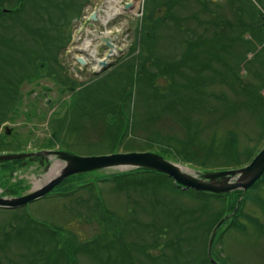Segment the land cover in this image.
Here are the masks:
<instances>
[{"label": "rangeland", "instance_id": "374dc122", "mask_svg": "<svg viewBox=\"0 0 264 264\" xmlns=\"http://www.w3.org/2000/svg\"><path fill=\"white\" fill-rule=\"evenodd\" d=\"M10 1L6 5L0 0L3 13L18 6L16 0ZM37 1L39 6L44 4L43 0ZM69 1L78 3L80 11L71 12L67 48L55 53L57 60L51 69H41L25 80L20 88L21 99L9 104L0 120V156L36 155L25 160L21 168L8 167L14 170L9 177L13 186L0 184V193H5L8 200L29 195L38 184L44 187L54 166H66L47 156L48 152L61 151L79 158L154 154L197 176L200 171L237 169L226 156L230 131L240 134L239 160L243 163V148L250 142L256 147L250 148L254 156L264 149V106L258 114L263 125L258 126L256 115L249 116L242 110L236 117L225 119V110L217 99L205 97V104H201L195 91L185 94L188 83L203 80L209 82L203 87L205 92L222 95L217 83L224 77L235 78L242 70L235 67H242L244 55L247 59L254 57L245 54V41H252L251 13L264 15V0L183 1L159 28L155 46L146 44L145 31L154 19L165 17L167 10L154 12L152 0ZM154 1L165 4L168 0ZM111 4L116 8L131 4L133 8L115 16L108 25L104 17L91 27L87 19L92 14L98 18L104 11L109 13ZM5 25V19L0 20V51L4 54L11 45L6 39L1 42ZM99 33L117 38L111 69L103 74L99 62L109 54L106 46L99 45ZM240 37L243 41L237 42ZM202 40L208 44L207 49L195 71H191L182 63L192 56L186 47ZM218 40L220 47L215 44ZM87 41L90 47L85 50ZM231 41L237 43L235 48ZM225 45L227 48L221 47ZM148 50L153 52V61H148ZM139 53L142 58H137L135 65L147 59L149 76H137L138 84L132 91L130 75L134 70L129 65ZM0 59L3 64V57ZM81 59L87 66L79 63ZM220 62L235 71L218 76L216 69L226 71ZM161 64L172 66L176 83L158 78L164 71ZM202 66L210 67L203 75ZM241 76L258 83L244 70ZM149 81L162 89L160 95L147 90ZM171 84L177 85V91L167 92ZM130 91L132 103L123 113L117 112L122 116L117 121L104 110L76 108L88 96L105 106ZM131 171L121 167L73 176L51 195L26 208L0 209V264H264V178L238 201L235 193L215 197L182 191L173 180L142 171L122 176ZM14 187L17 192H13ZM69 191L67 197L64 193Z\"/></svg>", "mask_w": 264, "mask_h": 264}, {"label": "trees", "instance_id": "16d2710c", "mask_svg": "<svg viewBox=\"0 0 264 264\" xmlns=\"http://www.w3.org/2000/svg\"><path fill=\"white\" fill-rule=\"evenodd\" d=\"M183 1L186 0H168L165 4H159L154 0L151 1V6L155 8L154 12H159L160 9L162 11V8H166L167 13L165 17H160L154 20L152 19V17H150L153 22H151V24L149 25L148 30L145 31L147 36V45L155 46L159 28L166 24V22L170 18L169 13L173 12V9L176 8L179 3L182 4ZM198 1L201 2V0H197V2ZM10 3V0H5L6 5H10ZM43 3V5L39 6L37 0H16V5L18 6L15 7V9L8 10L9 13L4 14L2 10H0V20L5 19L6 23L5 37L2 38L1 42L5 43L6 39L7 42L11 43L9 47L5 48L7 49L5 54L0 51V56L4 59L3 64L2 59H0V120L1 118L3 119L5 117V114L7 113L6 108L9 106V104L13 105L21 99L19 97L21 96L20 88L25 80L32 79V75L41 69H51L52 63L57 60V55L55 53H60L61 50L65 49L68 44V39L70 38L68 25L70 23L71 12L73 13V11L76 9L77 12L80 11L79 8H77L79 6L76 5L78 3L69 0H43ZM156 7H158L157 10ZM242 11L244 13V9L241 8L239 12L241 15ZM251 18L253 20L252 25L254 30L252 32L250 31L252 41H245L247 42L245 54H253L254 59L248 61L247 56L245 57L244 55L240 60V63H242V67H235L237 70L242 69L240 70V72L236 73L235 78L229 80L224 77L225 79L222 78V81L220 80L217 83V85L222 88V95L216 96L214 95V93L210 95L205 92L203 90V87L209 85V82L203 80L199 84H197V82L188 83L185 89V94L195 91L194 96H197L198 102L201 104H205V97H212L214 100L217 99L222 108L226 111V113L224 111L223 114L225 119L236 117V115L242 110L249 116L252 115L254 117V115H256V123L258 124V126H262L263 120L259 119L258 114L264 106V96L262 95V93L264 92V15H255L251 13ZM210 25L211 22H208V28ZM250 29L252 30V26H250ZM239 41H243V39L240 37L237 42ZM191 43L192 42H190L188 45L189 48L186 47V50L189 52L188 54L192 56L189 60L186 61V63L184 62L185 60L182 63L186 66L189 65V67H191V71H195V67L200 63L202 56L201 54L203 53L204 49H207L206 46L208 44L204 40L198 41L194 46L190 45ZM212 43L213 46L214 42ZM231 43L233 48H235L237 43H235L234 41H231ZM215 44L216 46L219 45L220 47L221 41L218 40ZM221 47L227 48L226 45ZM148 51L150 53V50ZM149 55L151 56V58L149 56L148 61H153V52ZM137 58L138 60H141V53L138 54V56L134 60V63H130L129 65V68H132L134 70V73L130 75V86L133 88L132 91L136 88V84H138V82L136 83L137 76L142 77V79L144 77L148 78L149 76V72L147 71V59H144V62L142 64L136 66L135 62L138 61ZM190 60H193V63ZM220 64H223V66L226 68V71L220 72L219 69H216L218 76H229L230 73H233L235 71H233L231 65H228L225 62H220ZM161 65H163L162 69H164V71L161 73V75L158 76V78H166V80L170 78L173 83H176V80L174 79L175 72H173L172 69L170 70L172 66L168 67L164 64ZM155 66L158 67L159 64H155ZM200 69L201 72L199 70H197V72H200L201 75H203L202 72H204L205 70L209 71L210 67L202 66V68ZM243 70L246 72L247 76L257 78L258 83H255V81H249L246 76L240 77V73ZM49 74L51 75V73ZM52 74L55 75V73L53 72ZM62 76L60 74L58 75L60 79L63 78ZM188 80L192 81V78ZM153 83L154 82L150 81L147 82V90L149 91L150 89H152L154 90V94L157 93L158 95H160V90L162 89H157L156 82L155 84ZM193 84L197 85L193 86ZM70 90L71 89L68 88V91ZM175 90L177 91V85L171 84L169 85L167 92L170 93ZM71 91L74 90L72 89ZM132 91L125 93V95L121 98L106 103L105 106L101 105V101L94 99L92 96H88V98L84 99L82 103L79 101L76 108L80 107L81 110L84 108L87 110L89 108L98 111L104 110V113L107 115L113 114L117 118V121L119 119V116L122 117L117 112L120 111L121 113H123L125 107H129V105L132 103ZM190 97L191 96H188L186 104L188 103ZM83 98H85V96ZM123 100L126 103L121 105V102H123ZM210 100L212 99H209V101ZM219 108L221 110V107ZM234 120H236V118ZM239 135L240 134L238 132L235 133V131H230L229 136L225 142L226 156L231 159V162H235L234 164L238 166L237 169L243 168L251 163L255 156L253 155V152L250 148H256L254 146H251L250 142L248 146L243 148L245 151L243 154H245L246 156V163L240 161L239 156L242 152L240 151L241 149ZM51 147L54 146L52 145ZM4 166L5 168L7 167V169H9V166L14 168H21V166L23 165L22 161H19L7 163ZM13 171V169H9L8 171L5 169L6 176L10 177ZM137 172L138 171H134L128 174H135ZM144 172L145 174H150L147 171ZM11 179L12 177L10 179L6 178L5 187L7 186V188H10L11 186H13ZM132 185L136 186L137 184L133 183ZM17 191L18 189H15L14 187L13 192ZM235 194H237L238 201L243 197V192H235Z\"/></svg>", "mask_w": 264, "mask_h": 264}, {"label": "water", "instance_id": "95a60500", "mask_svg": "<svg viewBox=\"0 0 264 264\" xmlns=\"http://www.w3.org/2000/svg\"><path fill=\"white\" fill-rule=\"evenodd\" d=\"M133 6L128 5L127 9ZM96 21V17H93ZM100 47L107 46L109 48V55L106 61L99 63L103 69L109 68L108 60L115 51L114 40L109 35L99 33ZM81 65H86L84 60H79ZM47 156L59 159L64 162L66 166L62 171L52 180H50L44 187L36 189L31 194L15 198L11 200L0 197V208L7 210H16L24 208L40 199L45 198L56 190L62 183L73 176L89 174L97 171H103L115 168L128 169H146L165 174L173 178L177 184L186 189H195L200 192H209L216 195L231 193L242 190L248 191L251 189L264 175V150L253 161V163L242 170L211 173L206 174L200 178L193 177L189 174L183 173L181 168L177 165L165 161L163 158L153 154H131V155H117L111 157L98 158H79L63 152H48ZM33 154L21 155H7L0 156V163L20 161L32 158Z\"/></svg>", "mask_w": 264, "mask_h": 264}, {"label": "bare ground", "instance_id": "6f19581e", "mask_svg": "<svg viewBox=\"0 0 264 264\" xmlns=\"http://www.w3.org/2000/svg\"><path fill=\"white\" fill-rule=\"evenodd\" d=\"M115 4V3H114ZM110 12L107 13L106 11L104 12V17L107 18V20L104 21V24H108L109 21L113 18H115L116 15L120 14L121 12H123V8H121L119 5H117V8L115 5L111 4L110 5ZM90 47V42L87 41L85 43V46L83 47L85 50H87ZM93 54V53H92ZM96 58H98L97 56H95ZM62 171V168H60L59 166H54L51 171L49 172V174L47 175V178L49 180L54 179L60 172ZM41 186L38 184L36 186V188H40Z\"/></svg>", "mask_w": 264, "mask_h": 264}]
</instances>
